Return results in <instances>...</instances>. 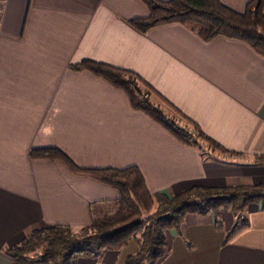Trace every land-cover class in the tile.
<instances>
[{"label":"crops","instance_id":"crops-1","mask_svg":"<svg viewBox=\"0 0 264 264\" xmlns=\"http://www.w3.org/2000/svg\"><path fill=\"white\" fill-rule=\"evenodd\" d=\"M248 1L220 0L235 11ZM147 15L140 0H0V264L11 263L4 248L34 229L78 230L116 209L117 189L58 159L32 158V148L56 147L81 167L136 166L156 204L193 186L264 183V166L253 161L264 154V56L239 39L203 40L176 22L144 33L130 25ZM84 59L137 72L229 151L182 143L134 110L123 90L70 68ZM217 216L221 229L213 212L186 214L179 230L166 231L170 251L156 264H264L261 204L247 205L248 226L225 244L237 216ZM135 241L78 264H121Z\"/></svg>","mask_w":264,"mask_h":264},{"label":"trees","instance_id":"trees-1","mask_svg":"<svg viewBox=\"0 0 264 264\" xmlns=\"http://www.w3.org/2000/svg\"><path fill=\"white\" fill-rule=\"evenodd\" d=\"M140 1L146 6L148 15L129 21L139 32L176 22L203 40L216 36L239 39L264 56V0H249L242 11H235L220 0ZM70 68L87 70L123 90L134 110L145 113L182 143L198 146L191 132L153 104L150 97L157 96L192 125L200 138L219 150L229 151L164 100L137 72L90 59L72 63ZM30 156L58 159L71 173L114 187L119 198L113 213H95L90 223L78 230L61 224L32 230L17 244L4 248V253L10 257V264H78L80 258H97L104 250L118 251L132 239L137 240L138 249L126 256L123 264H156L170 251L166 231L179 230L186 214L204 216L213 212L216 216L215 228L221 229L217 215L222 207H229L234 213H243L249 203L258 202L264 209V183L226 187L193 186L175 195H162L156 204L136 166L121 169L81 167L56 147L32 148ZM253 161L264 166V154L254 155ZM239 221L226 232L223 244L248 226L245 217ZM95 264L101 263L97 261Z\"/></svg>","mask_w":264,"mask_h":264},{"label":"rangeland","instance_id":"rangeland-1","mask_svg":"<svg viewBox=\"0 0 264 264\" xmlns=\"http://www.w3.org/2000/svg\"><path fill=\"white\" fill-rule=\"evenodd\" d=\"M162 108H163V111L164 112H166L167 113V116H170V118H173L174 120H178V123H179V125L180 126H184L187 130H189L192 134H193V136H194V138H196V139H198L199 141H203V146H209V147H214V146H212L209 142H207V141H205V140H203L202 138H200L197 134H196V131L194 130V128L189 124V123H187L186 121H184L182 118H180L176 113H174L171 109H169V108H166L165 106H163L162 105ZM222 210H225V211H228V212H231L232 213V215L235 217V216H237V218H235V220L233 221V226L235 225H237V224H239L240 223V219L242 218V217H245L244 216V213H245V210L243 211V213L241 212H239V213H234L233 211H231L230 210V208L229 207H222ZM218 217V216H217ZM232 226V227H233ZM130 242V244H133V243H135L136 241H135V239L133 240H130L129 241ZM128 242V243H129ZM126 246V245H125ZM124 247V246H123ZM124 262V261H123ZM121 264H123V263H121Z\"/></svg>","mask_w":264,"mask_h":264}]
</instances>
